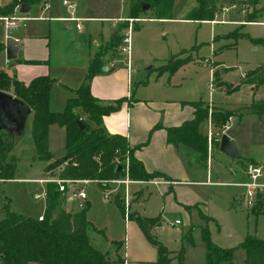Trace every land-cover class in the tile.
<instances>
[{"label":"rangeland","instance_id":"obj_1","mask_svg":"<svg viewBox=\"0 0 264 264\" xmlns=\"http://www.w3.org/2000/svg\"><path fill=\"white\" fill-rule=\"evenodd\" d=\"M69 1L73 2L72 0ZM79 1H83V4L90 3L98 14L105 13L113 17H119V15L127 17L125 0ZM47 2L50 7L44 12L43 8ZM193 2L195 0H174L172 18L169 19H138L132 22L130 61H132L135 74L133 89L136 90L140 87V94L144 92V95H151L156 79L165 73L164 79L167 80L172 77L178 84V90L182 92L180 96L186 97L188 95L202 99L205 101L204 106L208 107L209 113L230 111L233 119L228 129H225L227 123L220 127L213 122L215 129L212 135L213 138L217 139L218 144L222 135L227 134L231 137L241 153L242 159L240 161L234 160L214 149V157L210 165V177L213 182L218 183L215 185L192 184L188 186L197 191L204 203H200V205L195 203L188 209L182 207L177 200L178 198L172 193L162 196L163 192L159 193L154 189L153 194L150 195L142 209L150 216H162V229L153 228L151 230L153 238L165 244L171 251H177L181 249L183 244L186 245L189 262L202 263L205 260L206 245L202 227H207L210 231L211 240L222 247L232 248L233 261L242 263L247 256V249L241 245L246 237L255 235L264 240V213L258 215L252 213V209L255 207L249 208L247 206L246 190L239 185V183L249 181L246 172L251 164H261L264 169V112L257 113L249 111L244 106H238L239 101L236 98L241 96L244 102H253L257 98L264 97V89L258 92L257 98L254 99H252L253 96L249 90L242 95L230 97L228 93L235 89L227 93L221 86H217L218 79L215 81V87H211L210 69L212 63L199 64L198 61L213 57V65L222 64L229 69L231 68L234 70L232 72L234 76L240 75L242 70L264 63V24H233L232 21L236 17L230 16L226 18V23L220 21L215 25L202 20H182V16L185 15L184 12ZM31 5L30 11L22 14L27 20L24 22L26 25L19 29V32H26L29 28H35V25L39 24L43 30L35 34L48 40L51 17L56 14V9L64 13L68 10L69 17H71L69 8L63 4V0H31ZM222 6L218 5L217 11L221 10ZM237 18L241 19V17ZM217 19H222V16L217 17ZM1 29L7 30L3 21H0ZM69 31L72 34H78L76 29H74L75 33L72 30ZM127 31L128 27L124 29V33ZM17 32L18 30L14 31V35ZM212 45L216 50L214 54ZM52 46L53 43L47 49ZM89 48L94 51L95 46L90 45ZM125 56L124 60L127 61V55L125 54ZM170 58L184 61L173 71L162 69L168 64ZM5 68L11 75H14L13 69L9 66ZM137 72H140L139 75ZM219 73L220 69H217V76ZM139 76L144 77L143 83L137 82ZM148 83L150 85L144 87ZM230 83L227 82L226 84L230 85ZM231 84L233 88L236 87V84ZM9 92L13 93L12 90ZM72 96L75 94L64 85H55L50 93V108L54 111H63ZM218 104L224 105L228 110L218 106ZM74 110L83 113L81 108ZM88 121L92 126H95L94 122ZM32 122L33 114H30L23 135L15 139L9 153L8 159H13L15 162L12 178L0 180V220L6 216V204L12 211L27 217L38 218L40 215H45L46 212V192L49 183H43L39 180L53 176V172L46 170L49 161L43 160L37 155L32 136ZM49 151L52 154L51 161L62 158L66 153L65 131L58 124L50 126ZM245 169L246 172H244ZM194 178L206 181L207 168L205 171L203 170L201 176L198 174ZM260 181L264 182V170ZM136 183L130 184L129 212L136 209V204L132 202L135 190L132 185ZM76 188L77 190L83 188L87 194V199H71L70 193H66L65 206L72 212L79 211L80 204L87 206L86 217L90 222L88 238L94 247L104 252L111 259H116L118 255L125 258L127 252L129 259H148L143 263L159 264L149 260L153 259L156 254L157 246L144 235H140L143 239L136 235L135 224L126 218V206L124 202H121L122 199H125L124 184L111 186L108 192L97 181L86 184L78 183ZM36 193L43 194V197L36 198ZM176 218L181 219L182 223L176 226L171 225L170 223ZM190 232L191 242H188L187 235ZM126 238H128V246L123 247ZM118 242L123 244L120 252L117 250ZM0 264H3L1 257ZM31 264L43 263L32 262Z\"/></svg>","mask_w":264,"mask_h":264},{"label":"trees","instance_id":"obj_2","mask_svg":"<svg viewBox=\"0 0 264 264\" xmlns=\"http://www.w3.org/2000/svg\"><path fill=\"white\" fill-rule=\"evenodd\" d=\"M220 0H199V6L193 7L188 13L189 19L212 20L217 12ZM236 3H246L249 10L246 13L248 21L258 18V4L260 0H233ZM21 3L13 0L10 4L0 7L2 13H10ZM148 5L147 9H143ZM174 0H129L130 17H139L141 14L151 15L153 18H172ZM251 9V10H250ZM128 23V22H127ZM121 35L114 38L113 46H118ZM5 45L0 42V54ZM184 60L170 58L162 69L174 70ZM103 52H98L91 60L82 85L76 90V95L70 97L67 107L63 111H54L50 108V93L55 79L49 74L35 76L28 83L19 80L15 75L8 73L0 65V90H12L13 95L24 100L33 114L32 136L35 142L37 155L49 161L46 170L52 171L53 176L71 179H90L106 186L101 182L104 179L121 177L128 174L133 180H151L158 176L168 178L161 172H148L141 160L134 154L128 140L120 135L110 134L103 124V117L118 110L123 98L114 103L104 104L92 94L91 82L93 77L103 71L105 65ZM217 71L214 74V81ZM241 83L253 85L256 89L264 85V63L246 72ZM240 85V84H239ZM231 85L219 82L227 93L233 89ZM195 107V116L180 127L169 129L170 142H184L194 147L200 158L206 162L208 158V137L200 130V125L208 119L222 127L232 115L230 111L209 113L205 101L192 102ZM75 108H81L82 113ZM250 108L257 113L264 112V99L254 100ZM84 123L81 128L78 121ZM94 122L92 126L89 121ZM58 124L65 129V155L51 161L49 151L50 126ZM7 134V136L5 135ZM223 136V135H222ZM21 137V136H20ZM7 131L0 130V178L10 179L15 171V162L8 159L15 139ZM222 138V137H221ZM127 162V163H126ZM121 165L123 170H117ZM133 194H136L133 193ZM67 194L58 189L56 183L47 186V207L43 220L27 217L9 209L6 204V216L0 220V257L3 264H29L41 262L43 264H126L125 258L120 255L116 259L109 258L104 252L94 247L88 238L87 206L79 211H69L66 206ZM134 201V198L132 202ZM252 213H264V202L260 200ZM135 220L143 233L156 246L159 264H188L185 262L186 245H182L175 255L167 246L153 238L151 230L161 224V215L147 217L137 212H129L128 219ZM203 239L206 245V258L203 263L194 264H264V240L255 235H248L241 244L247 249L244 262L233 261V249L222 247L211 240L210 231L202 227ZM191 242V232L187 235ZM121 243H117V250Z\"/></svg>","mask_w":264,"mask_h":264},{"label":"crops","instance_id":"obj_3","mask_svg":"<svg viewBox=\"0 0 264 264\" xmlns=\"http://www.w3.org/2000/svg\"><path fill=\"white\" fill-rule=\"evenodd\" d=\"M12 1L13 0H0V7L8 5ZM72 1L75 4L77 3V10H75L74 15L78 20L69 19L68 10L64 13L63 11H58V9H56V14L51 17L52 24L50 23L49 25L47 35L48 40L42 37L40 38L35 34L40 30H43V27L39 24H36L35 28H29L26 32H19V29L23 28L26 23L17 29L10 30L7 27L6 31L1 29L0 42L4 43L5 48L7 37L13 38L19 46L17 58L12 61H7L3 66L4 69L6 70L5 67L9 66L14 70V75L19 80L26 83L35 76L49 74L55 79L52 89L55 85H64L76 95V90L85 80L91 60L98 52H103L104 60L106 61L104 67L107 69L105 70L103 67V71L93 77L91 82L92 94L104 104H111L114 103L115 100L121 98L124 99L118 110L103 117L105 128L110 134L120 135L128 140L129 145L134 148L135 156L143 162L148 172H161L168 176V178L158 176L151 179V181L155 180L157 183L150 182V180H135L137 183L132 185L135 189L133 193L136 192L133 201L134 204H136V209L134 211L143 216L155 217L146 214L142 209L150 198V195L153 194L154 189L159 193L163 192L162 196L172 193L178 198L177 200L179 204L188 209L195 203L197 205L204 203L197 191L188 186L192 184L215 185L218 183L213 182L210 177V165L214 157V149H217L224 154L226 153L220 148L221 140L218 144L217 139L213 138L212 134L215 127L212 120H206L199 127L200 132L204 136H207L209 141V158L206 162L200 158V153L194 147L181 141L175 143L170 142L168 139L169 129L180 127L186 121L192 120L195 116V107L192 102L199 101L200 99H197L195 96H180L182 92L178 90V84L175 83V80L172 79V77H169L167 80L164 79L163 77L165 73L156 79V82L153 84L154 87L151 95H144V92L140 94V87L136 90L133 89L135 74L132 67V61H125L124 59L126 56L121 51L124 29L130 25L129 19H135V22L138 19L158 18H153L148 14H141L139 17H130L129 0H125L124 2L127 17L121 15H119V17H113L105 13L98 14L97 11H94L90 3L83 4V1L79 0ZM24 2L25 8L28 9L27 12H21L20 3L10 13H2L0 10V21L4 22L2 17L13 15L18 10L22 14L28 13L32 8L31 0H25ZM232 3L236 2H233V0H220L218 5L228 6ZM199 4V0H195V2H193L184 12L185 15L182 16V20H202L215 25L220 22L217 17L222 16V19L220 20H224L222 23H226V18L230 16L236 17L235 20L232 21L233 24H264V0H260L257 6L260 8L258 18L255 21H248L246 13L241 9H233L228 12H223V6L221 10L216 12L215 17L212 20L187 18V13L193 7L199 6ZM18 6L20 7L18 8ZM237 17H241V19ZM215 20L218 21L215 22ZM74 29L77 30L78 34L74 32ZM16 30H18V32L14 35V31ZM69 30H72L75 34H72ZM117 34L121 35L119 39V41H121L118 46H113L114 38ZM73 35H75V37H72ZM51 43H53V46L50 47V49H47L48 46H51ZM90 45L95 46L94 51H91V48H89ZM212 48L214 54L216 50L213 45ZM205 59H208L209 62L200 61ZM205 59H200L198 63H212L210 69L212 78L217 69H220L219 76L216 74L219 82H231L236 84V86L240 84L238 88L231 93H228L230 97L242 95V93H246L247 90H249L253 96L252 99H254L255 97L257 98L258 92L264 89V85H261L256 89L251 84L241 83L246 72L255 67L242 70L240 75L234 76L232 75L234 70L231 68L229 69V67H225L222 64L213 65V57ZM139 73L137 72L138 75ZM138 78L139 81L137 82H144V77L139 76ZM231 83L230 85L232 86ZM146 85L147 86L144 87H148L150 84L148 83ZM236 99L239 101L238 106H244V108H247L249 111H253L250 108L252 101L244 102L241 96H238ZM259 99L260 98H257V100ZM261 99H264V97ZM214 105L217 104L214 103ZM218 106L226 109L224 105L218 104ZM82 115L85 116L84 113H82ZM228 156L238 161L242 159V155L240 158H233L230 155ZM206 168V181L194 178L195 175L198 174L201 176L203 170L205 171ZM244 172H246V169ZM235 173L237 174L238 172ZM121 202H123V199ZM66 208L69 211H72L68 207ZM129 220H132V223L135 224V234L140 238L142 237L140 235L146 237L138 223L133 219L129 218ZM161 224L154 228L159 227L158 230H161ZM127 242L128 238L125 239L124 246L120 242L121 247H127ZM177 251H172V255H175ZM187 252L188 251L186 250L185 262L188 264H194L188 261ZM127 255L128 253L126 252L124 257L127 264H145L143 262L148 261V259L140 258L129 259L127 258ZM157 258L158 251H156L153 259L149 260L157 262ZM31 263L32 262L29 264Z\"/></svg>","mask_w":264,"mask_h":264},{"label":"built area","instance_id":"obj_4","mask_svg":"<svg viewBox=\"0 0 264 264\" xmlns=\"http://www.w3.org/2000/svg\"><path fill=\"white\" fill-rule=\"evenodd\" d=\"M63 3L67 5L71 12V17L69 19L71 20H78V18L75 17V10H76V4L74 2H70L69 0H63ZM20 6H18L19 8ZM50 7V4L47 2L44 5L43 10H47ZM233 9H241L243 12H247L249 10V5L246 3L240 4V3H232L229 6L223 7V12H228ZM251 10V9H250ZM2 19L5 22V25L8 29H17L24 24V22L27 20L26 17L22 15V13L18 10L15 14L10 16L2 17ZM135 19H129L130 25L128 26V31L124 33L122 45H121V51L127 55L128 60H130V52H131V23L134 22ZM218 20H215V22ZM221 22H224V20H219ZM201 62H209L208 59L200 60ZM214 76L212 78L211 87H215V81ZM233 119V116L230 117V119L227 121V124L225 125V129H228V127L231 124V120ZM127 163V162H126ZM263 166L261 164H251L247 170V174L249 177V181L239 183L241 186H243L246 190V203L249 208L256 207L258 202L262 200L264 202V182L260 181V178L263 177ZM124 178H111V179H104L101 182L106 186L105 190L108 192L111 189V186L117 185V184H124L125 186V199H123V202L126 206V218L128 219L129 216V207H130V184L135 182V180L131 179L128 174ZM0 180H6L4 178H0ZM40 182L43 183H56L58 185V189L62 192L70 193L71 199H81L86 200L87 194L84 191V189L77 190L76 184L78 183H88L94 180L90 179H71V178H60L57 176H50L44 179H40ZM150 182H156L157 181H151ZM111 185V186H108ZM36 198L43 197V194L36 193ZM47 197V192H46ZM44 215H40L38 217L39 220H43ZM181 223L180 219H176L171 222V225H178Z\"/></svg>","mask_w":264,"mask_h":264},{"label":"water","instance_id":"obj_5","mask_svg":"<svg viewBox=\"0 0 264 264\" xmlns=\"http://www.w3.org/2000/svg\"><path fill=\"white\" fill-rule=\"evenodd\" d=\"M25 0H21V12H27L25 8ZM208 1V0H203ZM149 6L144 5L143 9H147ZM19 52V46L13 38H8L6 41V48L0 54V65L4 66L7 61H12L17 58ZM106 70L107 68L104 67ZM32 113V108L19 97L0 90V130L8 132L10 137H20L23 135L26 122L29 115ZM81 128H84V123L78 121ZM220 148L223 152L230 155L233 158H240L241 154L236 147L233 139L227 134H224L221 138ZM117 170H123L121 165ZM80 210L84 208L83 205L79 206Z\"/></svg>","mask_w":264,"mask_h":264}]
</instances>
